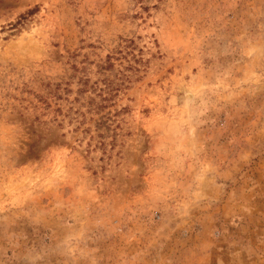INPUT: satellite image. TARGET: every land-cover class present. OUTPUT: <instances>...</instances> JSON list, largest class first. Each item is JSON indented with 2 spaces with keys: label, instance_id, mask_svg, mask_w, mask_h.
Instances as JSON below:
<instances>
[{
  "label": "rangeland",
  "instance_id": "rangeland-1",
  "mask_svg": "<svg viewBox=\"0 0 264 264\" xmlns=\"http://www.w3.org/2000/svg\"><path fill=\"white\" fill-rule=\"evenodd\" d=\"M0 264H264V0H0Z\"/></svg>",
  "mask_w": 264,
  "mask_h": 264
}]
</instances>
